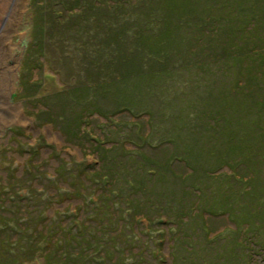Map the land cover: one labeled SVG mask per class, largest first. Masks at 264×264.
Returning <instances> with one entry per match:
<instances>
[{"label": "trees", "instance_id": "16d2710c", "mask_svg": "<svg viewBox=\"0 0 264 264\" xmlns=\"http://www.w3.org/2000/svg\"><path fill=\"white\" fill-rule=\"evenodd\" d=\"M47 1L33 0L32 4ZM60 1L64 2L67 11L77 10L73 23L64 34L72 32L74 44L91 49L84 53L83 63L87 68L78 69L85 79L80 80L82 76L77 75L78 81L73 87L54 95L56 109L47 106L34 113L35 117L43 125L50 121L55 122L54 125L60 124L62 132L64 128L80 132L86 117L97 113L109 121L111 116L129 111L136 118L147 114L150 131L142 132L138 121L131 123L132 129L124 118H119L105 125L103 135L108 139L107 143L110 142L107 147L103 140L83 128L84 135L97 147L99 168L91 171L82 163H75L72 166L75 168L66 173L63 163L59 164L56 176L49 182L66 183L65 192L58 194L60 199L80 200L81 204L71 216L78 224H59L60 230L55 234L45 232L43 222L47 218L41 217L43 211L38 223L30 219L33 214L30 211L19 219L14 209L28 199L21 197L20 189L15 188L19 177L8 173L12 182L7 186L0 182V264H24L38 254L44 264H98L96 258L99 256L93 253V246L98 255L104 252L99 264H108L106 260L114 255L110 250L113 237L104 233L105 228L120 218L124 210L132 222L137 214H141L149 225L147 228L153 223L159 227L175 222V228L170 230L173 229V236L178 239H181L180 231L184 232L190 217L195 221L200 217L204 221L205 214L216 216L219 212L227 213L230 218L236 216L231 211L237 197L227 196V192L234 188L232 182L221 180L220 185L226 182L229 190L219 186L218 190H222L214 192L208 178L222 176V173L216 174L221 170L220 166H228L235 174L238 172L236 162L241 156L253 162L252 156L256 154L257 148L249 145L245 130L249 116L258 104L264 108V97L257 92L264 85V0ZM79 31L83 33L81 40ZM93 47L95 55L100 56L104 51L108 59L101 65L97 63L96 72L92 73ZM189 60H193L192 65H199L200 71L185 64ZM200 60L203 63H199ZM210 60L216 64H231L234 70L227 74L223 72L224 65H220L214 72L205 71L204 65ZM185 65L194 73L203 74L190 73L187 79L175 78L174 73L180 72V67ZM104 70L107 73L102 76ZM167 81L174 88L170 97L165 94ZM27 89L34 87L26 81L24 90ZM166 99L173 112L154 110L153 103L162 104ZM103 101L111 103V109L104 107ZM258 117L257 121H264V114H258ZM162 120L172 126L156 139L157 127L164 128ZM63 134L66 137L74 135L73 132ZM128 142L134 147L127 148ZM169 145L175 150L166 159L154 155ZM31 153L34 157L36 150ZM202 158H217L220 163L199 167ZM173 160L181 166L184 162L191 172H173ZM62 162L65 161L62 159ZM199 168L203 175L198 173ZM143 171L146 179L158 182H164L167 177L185 183L190 181V190L183 189L179 198H174V193L165 188L158 192L156 185L139 181ZM239 180L240 184L250 183L245 177ZM39 189L32 184L30 193ZM190 197L194 202L189 205ZM145 199L149 200L146 202ZM48 203L46 208L51 206ZM115 206L120 210L118 217ZM30 207L38 208L37 205ZM163 213L166 217H158ZM153 214L156 216L152 217ZM82 215L86 217L81 220ZM99 226H103V230ZM205 227L208 226L205 224ZM196 229L198 231L199 226ZM160 231L155 238L159 258L158 254L155 255L154 264H162L167 258L161 250L165 233L163 229ZM132 232L139 241L137 232L134 229ZM175 245L178 242L171 246L173 260L177 254ZM122 255L120 260L116 259L120 264L129 258L124 252Z\"/></svg>", "mask_w": 264, "mask_h": 264}, {"label": "rangeland", "instance_id": "374dc122", "mask_svg": "<svg viewBox=\"0 0 264 264\" xmlns=\"http://www.w3.org/2000/svg\"><path fill=\"white\" fill-rule=\"evenodd\" d=\"M14 2L17 3L16 9L13 6ZM32 3L33 0H0V27L10 10L12 9L15 12L12 16L14 19L7 37L13 55L10 66H14V68L8 74L12 79L13 87L6 97L12 104L19 106L18 111L22 115L20 118L17 117L19 121L12 120V117H5L4 119L7 121L0 120V182L5 186L12 182L8 178V173L19 177L16 179L19 183L15 188H19L21 197L28 199V201L24 202V205L18 206L17 210L14 209L17 216L22 219L26 215V211H30L33 213L30 219L38 223L40 213L43 211L41 217L47 218L43 222L45 232L50 231L55 234L56 231L60 230L59 224L65 225L69 222H72L73 225L78 224L71 216L75 215V210L80 206L78 204H81L80 200L63 201L60 199L58 194L65 192L63 187H67L66 183L62 181H58V183L49 182L56 176L59 164L63 163L66 173L75 168L72 167L75 163H82L85 168L91 171H93V168H99L98 153L95 150L97 147L91 144L84 135L83 128L86 127L87 132L91 131L104 141L105 146L110 147V142L107 143L108 139L103 134L105 125L110 124L111 121L124 118L132 129L134 127L131 123L138 121L141 124L140 129L144 133L150 131V125L147 114L136 118L129 111H123L111 116L112 119L108 121L97 113L91 115V112L90 117L84 118L80 132L78 130L76 132L74 128V131L64 128L63 132H73L74 134L66 137V134L61 131L60 124L54 125L55 122L50 121L43 125L39 121L40 119L35 117L34 113L46 109L47 106L55 110L58 105L55 104L54 95L60 90L73 87L78 81L77 75L82 76L80 80L85 79L78 69L87 68L86 63H83L84 53L86 50L90 51L91 49L90 47L74 44L72 32L69 31L64 34V31L69 30V25L73 23L77 10L67 11L64 2L62 3L60 0L39 2L35 6ZM40 25L42 27L41 31L39 30ZM36 27H39V29ZM78 38L79 40L83 38L81 31H79ZM92 57L94 61L92 73L96 72L95 66L97 63L101 65L102 62L108 59L104 51L100 56L95 55L94 47L92 48ZM192 61H186L185 64H188L194 71H200L197 68L199 65H192ZM198 62L203 63L201 60ZM220 65H224V63L216 64L210 60L208 65H204V69L208 72H214L217 70V66ZM190 67L187 65L180 67L181 71L177 74L174 73L175 78L187 79L190 73L203 74L202 72L194 73ZM106 70L103 71L102 76L107 73ZM232 70L234 68L231 64L224 65L223 72L229 74ZM26 81L31 83L34 89L24 90V82ZM165 85L167 88L165 94L168 97L172 96L174 90L172 83L167 81ZM257 92L263 98L264 85ZM166 102L167 99L162 104L153 103L154 110L163 109L166 113L173 112L172 107L167 105ZM102 104L107 109H111V103L103 101ZM179 104L182 106V103ZM263 110L261 104H258L254 113L249 116V125L246 126L245 130L248 135L244 133L245 137L249 139V145L251 144V147L257 148L256 154H254L255 158L252 156L253 162H251V159L241 156L236 162L238 172H235V174L228 166H220L222 168L216 174L220 175L222 173V176L217 178L216 176L214 178L207 177L214 192L222 190H218L219 186L223 187V190H229L226 188V182L220 185L221 180L227 179L232 182L234 188L227 192V196L231 194L233 197H237L231 211L236 216L230 218L227 213L219 212L216 216L205 214L204 218L206 220L204 221L200 217L196 221L190 217L187 219L188 224L184 227V232L180 231L179 236H181V239H178L174 238L173 229L170 230V228H175V222L171 221L170 225L162 224L159 227L155 226L156 223H153V229L152 227L147 228L149 225L144 217H140L141 214H137L135 221L132 222L127 219V212L124 210L120 218L113 221L114 224L112 223L105 228L104 233L113 237L110 241V250L114 252L110 259H107L108 256L104 255L107 263L120 264L118 260L124 252L129 258L123 264H154L155 255L158 254L155 238L161 234L160 230L163 229L165 234L161 250L167 258L162 264H264V130L259 127V125H262L261 127L264 128V121H257L258 114H264ZM68 113L73 112L69 111ZM11 114H14V112ZM162 124L164 125L163 129L157 127L156 139L163 136L162 134L172 126L164 123L163 120ZM114 136L118 137L117 135ZM155 142H152V144H155ZM126 147L132 148L134 145L128 142ZM33 150H36L34 157L31 156ZM174 150L175 147L169 145L168 148H163L161 152L154 153V155L166 159ZM62 159L65 162H62ZM200 162L199 167L200 165L202 167L215 166L220 163L217 158L211 160L202 158ZM172 163H174L173 172L177 174L191 172V169L185 166L184 162H182V166L178 162L175 163L174 160ZM168 172L171 173V170ZM198 173L203 175V170L199 168ZM242 177L249 179L250 183L248 185H245V183L240 184L239 179ZM139 178V181L156 185L158 192L161 191V188L167 189L168 192L174 193V198H179L183 189L190 190V181L185 183L167 177L164 180L165 183L158 182V180L146 179L144 171L140 173ZM246 183H248V180ZM32 184L40 188L39 191L33 192V194L30 193ZM161 184L162 187H160ZM96 186L101 187L102 185ZM91 196H94V194L92 193ZM2 197H5V195ZM192 197L194 198V195ZM174 198L171 196L172 200H175ZM148 200L145 199L144 201L147 202ZM232 200L234 201V199ZM48 202L51 203V206L46 208ZM193 202L190 197L189 205ZM30 205H37L38 208H29ZM197 206L200 208L199 203ZM114 210L116 217H118L120 210H117L116 206ZM58 212H61V215H58ZM160 215L157 216L166 217L164 213ZM64 216L67 219L63 220L62 217ZM153 216L156 215L153 214ZM85 217V215L80 216L81 220ZM21 222L23 223L24 219ZM205 224L208 227H205ZM202 225H204L203 229H201ZM31 226L38 227L37 224H31ZM123 226L126 228L124 229ZM197 226H199L198 231ZM98 228L103 230V226ZM205 228H208V230ZM132 229L140 237L139 241L137 236L133 234ZM201 232L203 233L201 234ZM58 235H61V232ZM176 242H178V245H175L177 254L175 260H173L170 252H173L171 246ZM92 248L94 249L93 253L99 256L96 258L99 264L104 252H100L98 255L97 249L94 246ZM117 248L120 251H117ZM116 259L118 260L116 261ZM24 264H44V260L41 254H38L34 259Z\"/></svg>", "mask_w": 264, "mask_h": 264}, {"label": "bare ground", "instance_id": "6f19581e", "mask_svg": "<svg viewBox=\"0 0 264 264\" xmlns=\"http://www.w3.org/2000/svg\"><path fill=\"white\" fill-rule=\"evenodd\" d=\"M16 4L17 3L15 2L13 4L15 9ZM14 13L15 12L11 9L0 27V120H3L5 117H12V120H18V116L19 118L22 117L21 113L18 111L19 106L12 104L6 97L13 87L12 79L8 76L10 70L14 68V66H10V61L13 55L11 53L10 42H8L7 37L11 23L14 19L12 18ZM9 110H12L14 114H11L13 112ZM4 120L7 121L6 119Z\"/></svg>", "mask_w": 264, "mask_h": 264}]
</instances>
